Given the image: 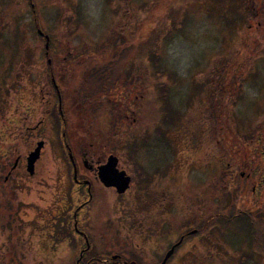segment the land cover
I'll return each mask as SVG.
<instances>
[{"label": "rangeland", "instance_id": "obj_1", "mask_svg": "<svg viewBox=\"0 0 264 264\" xmlns=\"http://www.w3.org/2000/svg\"><path fill=\"white\" fill-rule=\"evenodd\" d=\"M34 2L39 17L37 25L44 28L51 37V56L55 64H52V67L54 71L59 72L56 81H69L72 85V92H69L73 96L69 98L72 114L66 129L74 156L82 157V152L87 151L82 149L89 148L85 146V142L89 146L95 141L100 145L96 151L102 156L107 153L115 155L121 167L126 166L129 159L138 158L143 159V162L157 161L160 158L177 159L179 164L183 157H224L222 148L225 142L222 140L219 148L217 136L210 129L208 108L211 109L214 103L210 102L207 106L202 104L201 100L204 101L205 98L202 95L200 100L198 96L199 85L205 84L206 89L210 82H217L223 73L222 63L230 61L229 65L235 68L237 64L245 61L244 52L250 56L248 63L251 58L255 60L251 61L247 70L245 68L242 71L243 75L250 71V76L242 87V96L237 105L236 114L240 126L237 130H247L249 133L253 129L255 134L264 133V0ZM241 12L245 15L244 21H240ZM34 15L26 0H0V167L4 169L7 161L10 163V169L15 159L18 156L25 158L34 145L38 144L37 141H45L46 144L36 176H30L26 165L16 171L18 190L21 191L17 217L20 239L18 252L22 253L17 252V257L23 255L20 264H34L31 259L36 258L37 251L42 249L41 240L45 241L42 238L44 234L37 235L35 230L31 231L27 225V221L39 213V207L35 208L32 201L40 203L41 200L44 202L48 199V203L53 205L52 201L57 199L55 181L57 175L63 173L61 163L66 166L65 161L69 157L68 149L63 145L65 125L60 117H50L56 125L51 126L48 122L44 128L36 127L44 115L42 109H47L42 85L44 86L45 81L51 84V79L47 71L50 55H46V40L37 34ZM126 23L131 24L127 28L134 31L129 44L136 41L140 43V47L133 45L134 50L140 52L141 47L149 49L153 44H157L164 66L169 72L177 73V80L174 81L168 74V78L154 79V65L144 53L145 61L149 63L148 68L145 63L144 72L150 80H137L139 83H135L128 79L123 82L122 88V81H116L122 93L113 92V97H108L113 98L110 102L112 104L123 100L122 104H117L116 109L126 111L128 103L129 108L134 106L137 110L138 99L134 95L142 89L144 118L141 119L138 113L132 115L131 110L126 116L124 113H120V116L114 107L112 113H117L120 119L117 118L112 125V121L103 118L104 111L98 113L97 107L94 108L100 92L97 91V95L92 92L95 82L87 80L89 78L85 77L84 73V65L94 66L96 61L98 63L103 57L102 50L98 48V53L92 55H96L97 59L88 60L81 57V50L85 46L89 48L105 44L111 29L118 26L121 30V25L127 26ZM174 23L180 28L173 26ZM61 65H65L66 69H60L58 66ZM143 82L144 87L141 88ZM228 82L229 89H237L235 84L239 81ZM127 85V92L132 93L134 97L130 103L128 99L123 98ZM87 90L92 94L86 99ZM82 91L85 92V101L82 99ZM170 108L177 117L172 115V118L166 120L164 118L170 114ZM76 110L78 114L75 116L73 112ZM97 114L101 116L97 117ZM130 115L128 119L127 116ZM128 125L132 126L134 131L126 132ZM224 130L233 131L230 127H225ZM106 132L114 133L112 139L104 136ZM131 165L133 168L136 166L133 162ZM216 170L217 162L214 160L208 171L193 168L187 178L192 182L195 179L201 182V178L207 179L202 174H207L211 182L213 175L217 173ZM169 175L170 173L166 174L168 177ZM182 177L185 176L180 175L177 178L179 188L188 190L189 186L180 182ZM157 179L159 180V176H156L154 181ZM140 189L141 186H138L136 193L131 192L128 195L136 204L141 197ZM130 199L127 201L130 202ZM24 200L29 203H23ZM53 212L54 210H51L49 213L51 217ZM0 231L1 236L5 238L10 232V223L3 225ZM24 237L27 239L25 242L22 240ZM32 239L34 248L29 245Z\"/></svg>", "mask_w": 264, "mask_h": 264}, {"label": "flooded vegetation", "instance_id": "obj_2", "mask_svg": "<svg viewBox=\"0 0 264 264\" xmlns=\"http://www.w3.org/2000/svg\"><path fill=\"white\" fill-rule=\"evenodd\" d=\"M26 3L36 14L37 34L46 40L48 33L37 25L36 3L34 0H26ZM46 55L51 57L47 65L55 66L51 48ZM58 67L66 69L65 65ZM53 72L56 79L59 72ZM123 82L121 88L124 87ZM93 86L92 92L96 94L98 86ZM42 87L47 109H42L44 115L36 127L44 128L48 122L51 126L56 125L50 117H60L65 125L63 145L72 147L66 129L72 114V106L69 105V98L73 97L69 93L72 85L69 81H52V84L45 81ZM128 87L124 89L126 95L130 93L126 90ZM113 92L122 93L117 88L112 89ZM82 93L84 100L85 92ZM135 96L138 99L137 110L134 106L129 108L128 103L126 111L116 109L117 106L115 109L125 116L131 110L132 115L138 113L143 119L142 89ZM134 97L128 96V102ZM74 113L76 116L78 111ZM114 114L118 118L122 116ZM131 130L134 131L133 127L128 125L126 132ZM250 138L249 150L247 143H237V157L235 154L234 157L227 156L223 146L224 157L216 159L183 157L178 164L177 159L143 162L138 158L129 159L125 168L118 161L117 169L125 171L131 178L129 188L122 193L114 185H107L101 176L110 154L102 156L97 152L98 142L93 141L89 146L85 142L89 148L82 150L87 151L82 152V157L66 158V169L61 160L63 173L58 174L55 181L57 199L52 201L53 205L48 203V199L40 203L32 201L35 208L39 207V213L29 219L27 225L37 235L44 234L42 238L45 241L41 240L42 249L31 260L34 264H264V157H258L257 133ZM36 146L37 143L27 154ZM43 154L44 148L31 177L37 175ZM28 155L25 158L18 156L10 169L7 161L4 169L0 167V229L10 223V232L5 238L0 231V264H20L23 261V255L17 257L21 191L18 190L16 171L25 165L27 169ZM214 160L217 173L211 182L207 174H202L207 179L201 178V182L188 180L191 169L208 171ZM131 162L136 164L135 168ZM179 172L185 176L180 182L188 185V190L179 188ZM167 173H170L169 177ZM156 176L159 180L154 181ZM138 186H141V197L136 204L128 195L136 193ZM129 199L130 202L127 201ZM23 203L29 202L24 200ZM51 210H54L52 217L49 214ZM22 240L25 242L27 239L24 237ZM29 245L34 248L33 239Z\"/></svg>", "mask_w": 264, "mask_h": 264}, {"label": "trees", "instance_id": "obj_3", "mask_svg": "<svg viewBox=\"0 0 264 264\" xmlns=\"http://www.w3.org/2000/svg\"><path fill=\"white\" fill-rule=\"evenodd\" d=\"M242 5V1H241ZM120 7L118 8V11H120ZM126 12L128 10H125ZM117 13V10H116ZM118 14V13H117ZM124 15V14H123ZM125 16V15H124ZM244 13L241 12L239 14L240 21H244ZM127 26L121 25V30L118 26H115L111 29L108 39H106L105 44L102 43L99 46H93V47H84V49L81 50V57L85 60H88L89 58L97 59L96 55L94 57L92 56L94 53H98L96 50L100 48L102 50L103 57L99 59L98 63L96 61V64L94 66H85V77L89 78L87 80L96 81V86H99L98 92H100L99 96L97 97V112H102L103 118H106L108 121L115 122V120L118 118L112 113V110H114V107L117 106V104H121L120 102H123V100H120L117 104L110 103L111 100L110 97L112 94L113 88H119V84L116 81H135L142 80L147 81L150 80L149 77H146V73L144 70L149 64L147 60L145 61L144 55L149 58V61L152 62L154 65L155 71L152 74V77L154 79H162V78H168L172 77L174 81H176V72H169V70L164 66L163 57H161V53L158 52V46L157 44H153L152 48L145 49L141 47V51L138 52L137 50H134V44H136L138 47L139 42L136 41L134 44L131 43V37L134 33V31H130L129 26L131 24H127ZM173 26H177L176 23H174ZM179 29L180 27H176ZM134 40V38H132ZM137 40V39H136ZM145 53V54H144ZM110 54V55H109ZM148 54V55H147ZM49 57V56H48ZM246 57L245 61L243 60L241 63L237 64V66L231 67L229 64L230 61L223 64V73H221V79H218L217 82L207 84L205 89V84H200V100L202 99V95H204V101L201 100L202 104L204 106H207L210 104V102L217 106L208 108L210 113V121H211V127L212 133L216 134L217 140L219 142L218 147L222 144L220 142L224 140L225 148L227 150V156L237 157V154L235 153L237 147V143H247L246 148L249 150L250 145V137L253 134V129L249 131V133L246 131L239 132L237 129H239V123H238V116L236 114L237 105L239 103V100L241 98V91L242 87L245 84V81L250 76V71L248 73L243 72L244 69L249 67V64H251L252 60H255V58L250 59V63H248L249 55L244 52V58ZM147 58V59H148ZM146 63V68H145ZM88 67V68H87ZM54 68L52 65H49L48 72L51 79L52 84V78L54 77ZM221 71V70H220ZM168 74V76H167ZM168 81V80H165ZM227 81V82H225ZM228 81H239L235 85L237 86V89H229L228 88ZM88 85V83H84V85ZM94 84V85H95ZM98 84V85H97ZM168 85V84H166ZM91 86V84H90ZM205 89V90H204ZM164 90V88H163ZM92 92L88 91L86 92V99L91 97ZM97 95V94H96ZM196 95V94H195ZM130 98L131 93L125 94L123 98ZM128 98V99H129ZM85 101V100H84ZM130 101V100H129ZM114 102V101H113ZM125 102V101H124ZM190 102V101H189ZM188 102V103H189ZM211 104V105H212ZM170 114L165 116L164 119L169 120L168 118H172V115L176 118L177 116L172 113L171 108L169 109ZM101 114H97V117H100ZM96 117V115H95ZM94 117V118H95ZM102 118V119H103ZM120 119V118H118ZM91 126V124H89ZM225 127L232 128L231 130H224ZM130 134V132H129ZM235 134V135H233ZM114 136V133L112 132H106L104 133V136L109 137V139H112ZM230 135L234 136L235 138L231 137ZM99 140V139H98ZM114 140V139H113ZM257 141H258V157H264V133H257ZM244 150V149H243ZM229 154V155H228ZM219 157V155H218ZM217 157V158H218Z\"/></svg>", "mask_w": 264, "mask_h": 264}, {"label": "water", "instance_id": "obj_4", "mask_svg": "<svg viewBox=\"0 0 264 264\" xmlns=\"http://www.w3.org/2000/svg\"><path fill=\"white\" fill-rule=\"evenodd\" d=\"M46 39H47L46 48L48 49L49 48L48 35H46ZM44 146H45V141H39L36 148L29 153L27 171L30 174L35 173V164L37 160L40 158L41 151ZM68 153H69V157L71 159H74V154L72 152L71 147L68 148ZM117 164H118V158L113 154L110 155L109 162L103 167L101 171V176L103 181L107 185H114L118 189V191L122 193L129 188L131 178L126 174L125 171L118 170Z\"/></svg>", "mask_w": 264, "mask_h": 264}]
</instances>
